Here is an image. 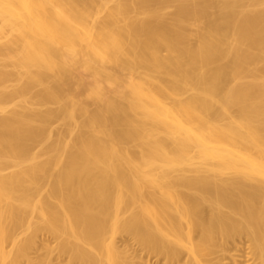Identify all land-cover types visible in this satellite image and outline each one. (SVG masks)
Masks as SVG:
<instances>
[{"label":"bare ground","instance_id":"1","mask_svg":"<svg viewBox=\"0 0 264 264\" xmlns=\"http://www.w3.org/2000/svg\"><path fill=\"white\" fill-rule=\"evenodd\" d=\"M121 235L264 264V0H0V264Z\"/></svg>","mask_w":264,"mask_h":264},{"label":"rangeland","instance_id":"2","mask_svg":"<svg viewBox=\"0 0 264 264\" xmlns=\"http://www.w3.org/2000/svg\"><path fill=\"white\" fill-rule=\"evenodd\" d=\"M173 9L170 8L169 12H171ZM39 154V153H38ZM193 174V172H189ZM38 240L46 241L47 244L54 246L55 245V238L52 235L49 234H41L38 237ZM117 241L119 244L127 243L129 244L132 254L134 256V264H164V260L161 256H158L154 253H151L143 248H141L134 240L129 238L126 235H121L117 238ZM44 252L43 250L37 251L36 249L31 250L32 255H36L38 253ZM53 261L55 264H58L60 261L64 262L66 260V257H59L57 255V252L54 251L53 253Z\"/></svg>","mask_w":264,"mask_h":264}]
</instances>
